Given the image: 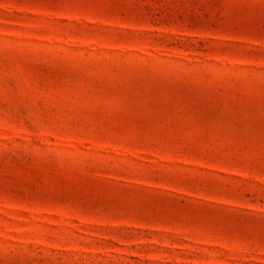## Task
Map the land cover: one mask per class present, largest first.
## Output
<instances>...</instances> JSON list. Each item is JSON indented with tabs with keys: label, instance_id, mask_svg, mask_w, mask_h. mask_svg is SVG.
<instances>
[{
	"label": "rangeland",
	"instance_id": "374dc122",
	"mask_svg": "<svg viewBox=\"0 0 264 264\" xmlns=\"http://www.w3.org/2000/svg\"><path fill=\"white\" fill-rule=\"evenodd\" d=\"M0 264H264V0H0Z\"/></svg>",
	"mask_w": 264,
	"mask_h": 264
}]
</instances>
